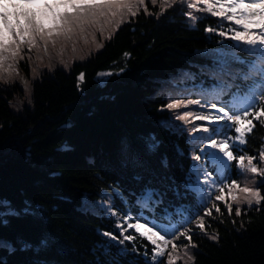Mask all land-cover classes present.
<instances>
[{"label": "trees", "instance_id": "16d2710c", "mask_svg": "<svg viewBox=\"0 0 264 264\" xmlns=\"http://www.w3.org/2000/svg\"><path fill=\"white\" fill-rule=\"evenodd\" d=\"M189 1L176 0L161 12L159 0L155 5L145 0L150 14L141 8L114 33V25L103 35L94 32L102 47L68 70L42 68L32 78L31 68L20 62L28 95L15 81L12 86L0 83V200L17 207L25 201L34 204L27 213L21 210L20 216L0 223V237L11 242L10 248L0 247V264H144L104 246L96 228L109 226L98 212L78 205L83 193L96 197L108 184L128 202L146 185L162 196L171 194V184L193 160L201 142L189 133L199 129L200 122L185 124L176 116L194 107L166 106L184 100L176 84L190 77L196 81L208 71L202 49L214 47L217 39L203 32L211 20L198 22L194 29L184 23ZM91 37L86 36L87 42ZM63 45L70 50L68 41ZM27 53L25 47L23 55ZM241 69L247 71L245 65L230 64L233 73ZM101 70L109 72L103 83L96 77ZM81 73L84 79L78 81ZM224 73L228 71L214 77L226 83ZM192 91L202 95L197 86ZM16 101L17 109L12 106ZM263 137L255 128L244 150L258 152ZM249 184L240 177L232 195L242 197L239 188ZM258 186L264 196V180ZM218 195L224 199L213 197L199 214L204 231L196 223L186 227L197 245L188 249L194 257L188 264H264V200L260 205H237L229 189ZM226 204H231L230 213ZM212 235L217 238L209 239ZM41 239L47 240L46 247L40 246ZM174 243L183 256L188 240L181 237Z\"/></svg>", "mask_w": 264, "mask_h": 264}, {"label": "snow or ice", "instance_id": "6c2138e0", "mask_svg": "<svg viewBox=\"0 0 264 264\" xmlns=\"http://www.w3.org/2000/svg\"><path fill=\"white\" fill-rule=\"evenodd\" d=\"M151 2L153 5L157 4V0H151ZM8 3L13 8L19 9L22 7V10L9 13L5 0H0V81L4 83H8L10 78L19 74L18 62L25 58L23 55L25 47H27L29 52L35 49L39 53L42 45L43 52L47 54L50 44L55 47L58 41H69L76 36L84 38L85 43H87L85 34L89 32V29H95L103 35L104 30L108 26L114 25L115 27L112 29V33H114L120 24L124 23L129 16H136L141 8L144 9L145 13H148L145 0H17V3L14 4L11 3V0H8ZM174 3H176V0H159L161 12L165 8L172 7ZM201 3L204 5L203 8L199 7ZM187 8L207 12L212 16L222 17L224 20L232 22L242 31L229 28V31L233 33L231 39L247 45V47L236 45V51H220L222 71H228L233 80L239 77L248 82L245 85L243 94H241L240 86L237 85V92L231 94L232 99L222 100L221 107L216 108V103L212 102L211 107L216 109V115H198L186 111L176 116L177 120H181L185 124L189 123L190 119L209 121L210 123L221 120L231 122L230 124L226 123L223 127L233 129L235 132L234 137H227L217 142V140L212 139V135L223 133L220 128L213 127L208 136L194 137L193 139L210 140L208 147L210 149H218V152L205 151L204 155L208 156L210 162L216 166L217 176L221 181L222 186H217L216 192L223 193L224 188H228L229 194L232 195L238 187L236 183L234 181L231 185L223 183V180L228 179L225 173L230 167L229 162L236 160L237 167L242 171L264 176V168H258L257 164L253 162L256 157L247 154L234 156L231 150L232 148H237L238 145L246 144L247 134L251 133L255 127L253 120L259 121L264 125V0H226V2L225 0H194V2L187 3ZM185 14L193 21L199 19L193 12ZM206 30L214 31L212 28ZM112 33L109 34V39H111ZM219 34L224 36L225 32L221 31ZM91 35L92 42L95 43L94 32ZM97 47H102V45H97ZM237 52H244L253 59H241ZM124 55L127 56L128 53ZM39 58L38 56L37 59ZM233 61L245 65L247 71L241 69L234 73L231 72L230 64ZM32 71L35 73L36 69L33 68ZM77 79L78 81H83L84 74L81 73ZM24 84L25 91H27V81H24ZM232 87V84L224 83L219 91L213 89L212 100L220 99V96L226 94L227 90ZM201 94L205 95L206 93L202 91ZM257 100L259 101V110L253 112L251 109L256 107ZM189 104H200V101L175 100L166 107L168 109H178L187 107ZM197 130L196 127L192 129L193 132ZM199 130L205 133L210 131L208 127H203ZM193 160L199 161L200 156L193 155ZM258 161L264 162V147L259 150ZM200 171V165H193L188 177L189 182L185 183L184 187L198 193L200 199L204 200V185L212 186L217 182L210 178L209 172L205 169V179L203 185H201L199 183ZM192 173H195L197 177L195 184L191 182ZM239 192L243 194L242 197L237 198V196L232 195V200L237 205L240 203H246L249 206L253 204L260 205L261 201L264 200V196H261L260 191L256 188L245 186L239 188ZM159 196L158 190L151 186H145L137 197V204L142 209L154 211L153 206L161 203L160 199H158ZM207 199H211V196L207 197ZM215 199L223 200L224 197L223 195H217ZM108 203L110 204V201ZM225 206L230 213L231 204H226ZM97 207L105 212L110 210V208L105 207L104 203H100ZM212 207L217 212L220 211L215 204ZM28 211V208L23 209L24 213ZM175 211L176 214L182 217V222L196 223L197 227L204 231V218L199 216L198 212L196 220L193 221L189 216L184 215L185 212L190 213V209L185 208L183 205L177 207ZM235 211L237 216L241 214L239 206L236 207ZM116 214L115 212L112 213V215ZM20 215L21 211L16 210L9 201L0 200V223L6 224L8 217H18ZM205 215H211V212L206 211ZM141 218L142 216L138 217L137 222L132 224L128 223L129 216L123 217L127 228L121 229L120 235L123 236V239L120 240L121 244L124 241H133L135 239L133 235H124L128 228H134L140 237L145 238L154 246L151 250L150 264H177V261L184 257H187L185 264L194 261V257L188 251L189 248L197 247L191 239V228H185L184 231L179 232V235H177L175 230H171L174 228V225L171 224L172 214H167L161 218L167 219L169 221L168 225L152 222V226L149 227L147 222H139ZM117 227L121 226L118 224ZM103 235L111 236L113 240L117 239L115 235L109 232H104ZM181 237L188 240V243L183 246V256H181L177 244L174 243L175 240ZM216 238L215 235L209 237V239L213 240ZM39 244L41 247H46L47 240L41 239ZM28 246L27 244L25 245V247ZM169 246H171L170 250ZM0 247L10 248L11 245L5 240H0ZM164 257H166V261L163 259Z\"/></svg>", "mask_w": 264, "mask_h": 264}, {"label": "rangeland", "instance_id": "374dc122", "mask_svg": "<svg viewBox=\"0 0 264 264\" xmlns=\"http://www.w3.org/2000/svg\"><path fill=\"white\" fill-rule=\"evenodd\" d=\"M187 12H190V11L185 10L184 13H187ZM187 20L190 24H193V20L190 19L189 16L187 17ZM93 32L99 33V31H97L95 29H89V32L86 33L85 35L87 37H89V36H91V33H93ZM68 42H69L70 47H71L70 50L65 48V46L63 45V41H58L57 44L55 45V48L57 49V53L59 54V57L57 56L56 53L55 54L52 53L51 44L48 46L47 54H45L43 52V46L42 45H41V51L39 53H37L35 51V49H33L31 52L28 51L27 55L26 56L24 55L25 58L18 62V73L19 74L14 75L12 78H10L8 80V83H4L3 81H0V83L4 84V85L12 86V85H15V82H16L20 87H22L24 89L25 95H28L29 94V88H27V91H25V84H24V81H28V79H27L25 72L21 69V67L19 65L20 62H25L31 68V77L33 78L36 76V72L42 68L43 69H51L52 67L57 66V67H60L62 69L68 70L71 63H73L75 61L76 62L82 61L86 57L87 54L95 51L98 48L97 45L100 44V41L97 38L95 39V43H93L92 37L89 40V42H87L86 44H85V42L81 41L79 37H77V38L74 37L72 40H69ZM73 49H75V50H73ZM63 50H65V53L63 52ZM210 50H212V48H204V49H202V53L208 54V51H210ZM73 52H76V55H74ZM38 56L40 57L39 59H37ZM27 57H30V62L28 60L29 58H27ZM49 61H51V62H49ZM33 68L36 69L35 73H33V71H32ZM98 74H101V75H98ZM108 74H109V72L107 70L99 71L96 75L99 83H103ZM27 85H28V82H27ZM19 104H20V102L16 101L12 104V106L15 109H17V107H19ZM250 156H253V155H250ZM253 162L257 164L258 168H264V162L257 161V158L254 159ZM239 171L243 174L244 178H246L250 181V184L245 185V186L259 189L258 185H259L260 181L262 179H264V176L254 175V174L248 173L246 171H242L241 169H239ZM104 190L108 191V189L104 187L101 190L100 195L96 196V197H90V196L83 193L81 195V201H80L78 206L82 207V208L100 209L99 207H97V205H99L100 203H104L105 207L110 208V210L105 212L101 209L103 211V213H105L106 215H112V213L115 212L118 215H120L119 210L117 208L111 206V198H112L111 193H106ZM109 201H110V204L108 203ZM33 205L34 204L30 203L29 201H25L24 204H21L19 207L14 206V205H12V206L16 210L21 211L25 208L32 209ZM100 232L103 234L104 232H108V231H106L104 229H100ZM111 234L115 235L117 238H119L115 233L111 232ZM108 237L111 238V236H108ZM0 240H5V241L9 242V244L11 245V242L7 239L0 237Z\"/></svg>", "mask_w": 264, "mask_h": 264}]
</instances>
